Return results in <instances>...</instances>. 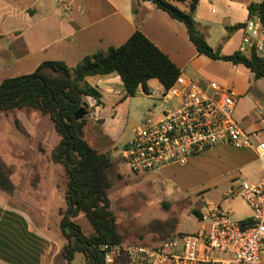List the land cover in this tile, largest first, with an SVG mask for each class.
Segmentation results:
<instances>
[{
  "label": "crops",
  "instance_id": "0c3cea01",
  "mask_svg": "<svg viewBox=\"0 0 264 264\" xmlns=\"http://www.w3.org/2000/svg\"><path fill=\"white\" fill-rule=\"evenodd\" d=\"M262 1L198 0L192 16L208 46L218 50L220 55L229 56L243 52L245 32L239 29L228 34L226 28L247 24L248 7ZM173 5L183 12L188 11V3ZM251 20L258 19L254 17ZM136 31L167 56L186 79L196 77L202 83H216L230 91L236 96L235 112L237 96L249 90L253 74L244 67L250 73L249 79L239 66L200 56L182 23L171 19L152 3L137 0H0V82L32 74L43 62H61L68 69H74L86 56L122 46ZM259 41L264 43L263 38ZM244 53H248L247 50ZM260 57L264 60V50ZM156 82L161 86L155 79L147 85ZM85 83L100 93L99 102L91 97L85 98L87 117L92 129L104 137L106 144L103 149L107 150L106 145H109V150H112L107 154L116 169L117 160L111 154L117 156L119 148L131 139L137 129L125 131L122 126L124 105L130 97L125 96L123 84L115 73L88 78ZM262 117V114L256 115L251 110L244 111L240 116L242 123L238 124L244 131L252 132L262 127L259 122ZM14 122V128L21 134ZM97 133L96 144L101 147L97 143ZM85 141L89 144L88 140ZM21 149L15 165L7 166L0 157L9 172L12 186L10 193L0 190V264H68L61 255L65 239H58L54 229L51 226L47 229L49 225L42 222L46 214L40 210L39 194L42 191L38 184L44 174H22L23 169L20 168L27 165L33 168L37 164L24 158L23 145ZM235 151L249 153L252 159L243 165L256 169L250 181L242 182H256L260 172L254 154L248 150ZM10 167L20 171L23 186L17 188L19 180L14 181L11 177ZM27 179L30 180L29 185H26Z\"/></svg>",
  "mask_w": 264,
  "mask_h": 264
},
{
  "label": "rangeland",
  "instance_id": "374dc122",
  "mask_svg": "<svg viewBox=\"0 0 264 264\" xmlns=\"http://www.w3.org/2000/svg\"><path fill=\"white\" fill-rule=\"evenodd\" d=\"M239 68L250 79V73L242 66ZM189 80L200 82L196 77ZM249 85V90L245 94L237 96L238 104L233 114L237 123H242L240 116L244 111L251 110L256 115L262 114L264 117V80L250 79ZM148 89L149 93L151 91L155 93V97L144 94L139 87L134 97L127 98L128 101L124 105L125 115L122 116L125 131L136 127L142 128L147 119V111L152 110L153 106L156 108L155 114L163 109L164 105L158 102L161 86L157 82L151 83ZM87 116L88 111L84 119L86 124L80 130L82 137L100 152L111 153L109 145H106L107 150L103 149L106 144L104 137L92 129ZM14 120L19 122L21 128L17 129L22 132L21 134L14 128ZM96 133L97 143L101 147L96 144ZM59 141L50 120L38 112L21 110L7 116L0 115V157L7 166L15 165L22 153L23 145L24 158L37 164L33 168L27 165L20 169H23L22 174L32 172L39 176L44 174L38 184L42 191L39 194L42 205L40 210L46 214L42 222L49 225L47 229L50 226L54 229L53 233L58 235V239L62 237L60 221L68 208L66 199L68 178L63 166L57 165L51 159ZM111 155L115 161L117 160L118 175L109 176L112 183L109 200L125 245L151 247L174 236L180 237L196 232L200 228V223L198 215L194 212L200 211L203 199L214 203L221 202L225 210L233 212L230 219L234 222L251 217V210L241 198L224 202L221 198L232 185L250 181L251 175L256 171L253 166L243 165L252 159L247 152L240 153L230 147L215 146L192 156L183 166L172 165L157 171L135 174L116 154ZM10 170L14 181L19 180V183H16L17 188L23 186L20 171L15 167H10ZM28 180L26 185H29ZM71 221L80 226L84 235L93 233L82 214ZM69 264H85V259L82 254L77 253Z\"/></svg>",
  "mask_w": 264,
  "mask_h": 264
},
{
  "label": "trees",
  "instance_id": "16d2710c",
  "mask_svg": "<svg viewBox=\"0 0 264 264\" xmlns=\"http://www.w3.org/2000/svg\"><path fill=\"white\" fill-rule=\"evenodd\" d=\"M137 1L150 2L171 19L182 23L200 56L243 66L253 74L254 80L264 79V60L257 55L254 47L247 50L248 53L238 51L224 56L208 46L192 16L198 0ZM173 3H188V11L179 10ZM254 17L264 29V1L248 7V20ZM245 26L226 29L230 34ZM112 73L119 76L126 97H134L139 87L144 94H149L147 83L153 79L162 87L169 88L180 75L167 56L136 31L122 46L86 56L74 69H68L61 62H43L32 74L0 82V113L8 114L22 109L37 111L48 117L60 139L51 159L63 166L68 178V208L60 221L61 234L66 241L61 255L68 264L77 253L83 255L85 264H103L100 246L123 241L109 200L112 186L109 176L118 173L109 154L92 148L78 130L79 122L74 120V113L82 108L86 97L97 102L100 100V93L86 85L85 81ZM14 123L19 128L18 121ZM0 190L12 191L9 172L1 161ZM81 214L93 230L90 235H84L80 226L71 221ZM194 214L198 215V212Z\"/></svg>",
  "mask_w": 264,
  "mask_h": 264
},
{
  "label": "built area",
  "instance_id": "2783aa9c",
  "mask_svg": "<svg viewBox=\"0 0 264 264\" xmlns=\"http://www.w3.org/2000/svg\"><path fill=\"white\" fill-rule=\"evenodd\" d=\"M241 51L264 50V29L258 20L243 28ZM155 97V93H149ZM158 102L147 111L142 128L117 152L132 173L157 171L187 161L215 146L248 150L255 156L260 177L230 187L222 200L241 198L251 217L240 222L221 204L205 201L198 214L200 228L189 235L174 236L151 247L103 244V264H264V117L262 127L244 131L234 120L236 98L216 83L193 82L182 75L169 88L162 87ZM264 109V108H263Z\"/></svg>",
  "mask_w": 264,
  "mask_h": 264
},
{
  "label": "water",
  "instance_id": "95a60500",
  "mask_svg": "<svg viewBox=\"0 0 264 264\" xmlns=\"http://www.w3.org/2000/svg\"><path fill=\"white\" fill-rule=\"evenodd\" d=\"M86 110H87V105L84 103L82 108L74 113V120L79 122L78 130H81L86 124L84 120L85 116L87 115Z\"/></svg>",
  "mask_w": 264,
  "mask_h": 264
}]
</instances>
